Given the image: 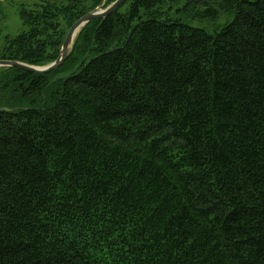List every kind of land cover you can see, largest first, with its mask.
<instances>
[{"label": "trees", "instance_id": "16d2710c", "mask_svg": "<svg viewBox=\"0 0 264 264\" xmlns=\"http://www.w3.org/2000/svg\"><path fill=\"white\" fill-rule=\"evenodd\" d=\"M102 1L22 4L0 59ZM2 107L0 264H264V0H124L0 67Z\"/></svg>", "mask_w": 264, "mask_h": 264}, {"label": "water", "instance_id": "95a60500", "mask_svg": "<svg viewBox=\"0 0 264 264\" xmlns=\"http://www.w3.org/2000/svg\"><path fill=\"white\" fill-rule=\"evenodd\" d=\"M124 0H113L107 6L103 7L104 0L100 2L95 8L86 12L79 18H77L69 27L66 36L61 44L58 56L56 59L46 65L36 66L32 64H28L26 62H22L14 59H0V67H15L19 69H23L26 71H30L37 74L48 73L51 70L55 69L59 66L63 60L67 57V55L72 50L74 39L78 33V31L89 21L96 18H103L113 12ZM75 71V70H73ZM72 71V72H73ZM62 76H57L56 79H65L69 76L70 73ZM0 110H6L5 107L0 108Z\"/></svg>", "mask_w": 264, "mask_h": 264}, {"label": "rangeland", "instance_id": "374dc122", "mask_svg": "<svg viewBox=\"0 0 264 264\" xmlns=\"http://www.w3.org/2000/svg\"><path fill=\"white\" fill-rule=\"evenodd\" d=\"M33 0H0V46L4 42L5 37H12L25 29L20 17L21 5H30ZM219 12L213 19H190L193 26H199L209 32H213L226 21L230 19L226 14L221 12L218 4H214Z\"/></svg>", "mask_w": 264, "mask_h": 264}]
</instances>
